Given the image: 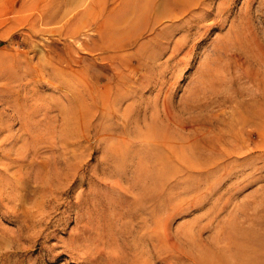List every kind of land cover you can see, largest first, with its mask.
Masks as SVG:
<instances>
[{
	"label": "rangeland",
	"instance_id": "1",
	"mask_svg": "<svg viewBox=\"0 0 264 264\" xmlns=\"http://www.w3.org/2000/svg\"><path fill=\"white\" fill-rule=\"evenodd\" d=\"M262 92L264 0H0V264H264Z\"/></svg>",
	"mask_w": 264,
	"mask_h": 264
},
{
	"label": "bare ground",
	"instance_id": "2",
	"mask_svg": "<svg viewBox=\"0 0 264 264\" xmlns=\"http://www.w3.org/2000/svg\"><path fill=\"white\" fill-rule=\"evenodd\" d=\"M261 96L262 97H264V92H262V94H261ZM255 102V101H254ZM261 107H260V111H258V110H255V109H257V108H255L254 110H252L253 111V114H255V115H260V114H264V103H262L261 102ZM254 105H255V103H254ZM252 113V112H251ZM199 136V135H198ZM123 137V136H122ZM194 138L195 139H197V140H195L194 139V141L196 142L195 143V145H194V149L195 150H193V152L191 153V156L189 157V162H190V164H194V163H197L198 165H200V166H202V167H205V166H208L209 164H210V160H212L213 159V157L212 156H203V155H201L200 154V151H201V149H200V147H209V145H210V142L209 141H207L206 139H203V138H201V137H195L194 136ZM192 139V138H191ZM246 143H247V141H246ZM233 145V144H232ZM211 146V145H210ZM231 148V147H230ZM200 154V156H199V158L198 157H196L197 155L196 154ZM211 153V152H210ZM207 154H208V152H207ZM173 155H174V157L176 158V159H183L184 158V155H183V153H181V152H178V151H175V152H173ZM181 166V165H180ZM182 168H184V167H182ZM209 168V167H208ZM184 170H185V168H184ZM183 170V171H184ZM179 171V170H178ZM182 172V171H181ZM234 172V171H233ZM127 189V188H126ZM182 199V198H181ZM177 202V201H176ZM172 204V203H171ZM170 204V205H171ZM168 217H169V215H168ZM165 224H166V222H165ZM166 232V231H165ZM200 233V232H199ZM166 234V233H165ZM168 238V237H167ZM172 263V262H171Z\"/></svg>",
	"mask_w": 264,
	"mask_h": 264
}]
</instances>
